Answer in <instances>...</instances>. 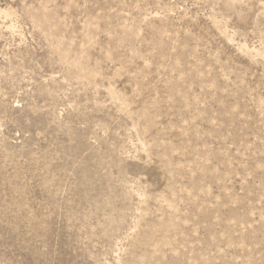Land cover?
Segmentation results:
<instances>
[{
	"label": "rangeland",
	"instance_id": "obj_1",
	"mask_svg": "<svg viewBox=\"0 0 264 264\" xmlns=\"http://www.w3.org/2000/svg\"><path fill=\"white\" fill-rule=\"evenodd\" d=\"M0 264H264V0H0Z\"/></svg>",
	"mask_w": 264,
	"mask_h": 264
}]
</instances>
